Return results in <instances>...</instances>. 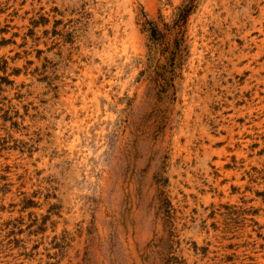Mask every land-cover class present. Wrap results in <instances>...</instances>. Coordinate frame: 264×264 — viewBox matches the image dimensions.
I'll use <instances>...</instances> for the list:
<instances>
[{
    "label": "rangeland",
    "instance_id": "rangeland-1",
    "mask_svg": "<svg viewBox=\"0 0 264 264\" xmlns=\"http://www.w3.org/2000/svg\"><path fill=\"white\" fill-rule=\"evenodd\" d=\"M0 264H264V0H0Z\"/></svg>",
    "mask_w": 264,
    "mask_h": 264
}]
</instances>
